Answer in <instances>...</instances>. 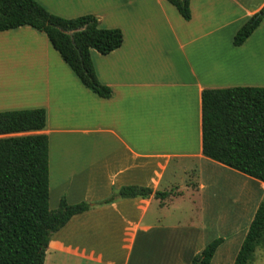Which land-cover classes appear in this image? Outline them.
I'll return each mask as SVG.
<instances>
[{
    "label": "crops",
    "instance_id": "0c3cea01",
    "mask_svg": "<svg viewBox=\"0 0 264 264\" xmlns=\"http://www.w3.org/2000/svg\"><path fill=\"white\" fill-rule=\"evenodd\" d=\"M35 1L63 18L92 14L123 36L106 55L90 52L97 79L113 93L101 98L44 33L29 26L0 31V111L45 110L50 209L61 198L92 205L52 234L43 264H190L214 239L206 234L213 227L226 236L209 264H233L254 213L249 205L212 217L203 206L207 175L228 167L202 154L201 95L264 88V78L242 81L237 73L246 61L264 59V16L241 45L232 42L264 0H190L189 20L167 0ZM22 76L34 81V97L11 104L5 80ZM122 186L173 193L100 203ZM176 200L192 208L173 214Z\"/></svg>",
    "mask_w": 264,
    "mask_h": 264
},
{
    "label": "trees",
    "instance_id": "16d2710c",
    "mask_svg": "<svg viewBox=\"0 0 264 264\" xmlns=\"http://www.w3.org/2000/svg\"><path fill=\"white\" fill-rule=\"evenodd\" d=\"M184 20L191 18L190 0H167ZM264 16V5L234 34L241 45ZM29 26L42 32L81 84L101 98L112 90L99 82L90 52L106 55L123 40L117 28H101L96 16L63 18L35 0H0V31ZM202 103V154L264 184V88L205 89ZM44 108L0 111V264H43L53 233L75 214L88 210L86 202L69 204L61 198L49 207L48 137ZM173 191L122 186L100 203L117 198L163 200ZM223 238L211 240L190 264H209ZM264 242V200L254 212L233 264H250Z\"/></svg>",
    "mask_w": 264,
    "mask_h": 264
},
{
    "label": "rangeland",
    "instance_id": "374dc122",
    "mask_svg": "<svg viewBox=\"0 0 264 264\" xmlns=\"http://www.w3.org/2000/svg\"><path fill=\"white\" fill-rule=\"evenodd\" d=\"M13 53H15L14 48L12 49V54ZM20 71L21 74L25 76L24 74L26 71ZM237 73H242V76L239 77L242 79V81L248 80L249 74H253L257 77V79L262 80L264 78V59L257 57L248 60V64L246 61L241 66V71ZM23 76L19 78H12L11 80H5V93L7 95L8 92H11V104L19 102L23 103L24 106L25 104L31 102L32 98L34 97V92L36 90L34 81L29 80V77V79L23 78ZM8 83L10 86H8ZM206 178L207 186L202 193V202L206 209L211 210L212 217H215L216 214L220 215L221 212L227 214L229 211H234L236 213L244 206L247 208L249 205L250 208H252L253 214L259 203L264 200V184L254 179L248 178V176L246 177V175L233 169L228 168L226 173L220 172L214 173L213 175L209 174ZM179 202L180 200H176V202L173 204V214L181 210L179 208L180 206L186 207V204L189 203L186 201L184 204H179ZM199 203V201L196 202V205H200ZM186 208L189 210L192 207ZM248 218V216H246V218H241V221L246 222ZM211 219L213 220L214 218ZM206 232L208 238L226 236L225 233H222L215 227L206 230ZM227 236L230 235L227 234ZM233 248H236L234 243ZM237 250L238 248L234 251V254L237 252ZM250 264H264V242H262V244L255 250L253 261Z\"/></svg>",
    "mask_w": 264,
    "mask_h": 264
}]
</instances>
